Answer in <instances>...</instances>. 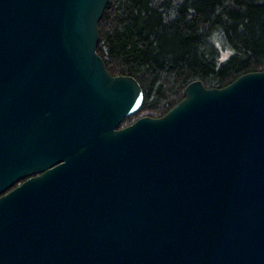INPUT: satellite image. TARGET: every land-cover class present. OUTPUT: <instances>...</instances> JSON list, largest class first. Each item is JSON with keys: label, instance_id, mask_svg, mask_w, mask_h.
Masks as SVG:
<instances>
[{"label": "water", "instance_id": "95a60500", "mask_svg": "<svg viewBox=\"0 0 264 264\" xmlns=\"http://www.w3.org/2000/svg\"><path fill=\"white\" fill-rule=\"evenodd\" d=\"M107 2L0 0V264H264V70L119 128Z\"/></svg>", "mask_w": 264, "mask_h": 264}, {"label": "trees", "instance_id": "16d2710c", "mask_svg": "<svg viewBox=\"0 0 264 264\" xmlns=\"http://www.w3.org/2000/svg\"><path fill=\"white\" fill-rule=\"evenodd\" d=\"M97 54L112 76L141 86L142 116H163L200 80L221 88L264 70V0H108Z\"/></svg>", "mask_w": 264, "mask_h": 264}, {"label": "flooded vegetation", "instance_id": "af4514ba", "mask_svg": "<svg viewBox=\"0 0 264 264\" xmlns=\"http://www.w3.org/2000/svg\"><path fill=\"white\" fill-rule=\"evenodd\" d=\"M39 174H40V172L33 173L32 175H29V176L26 177L25 179H27V178H29V177L37 176V175H39ZM23 180H24V179H22V180L16 182V183L14 184V186L18 185V184L21 183Z\"/></svg>", "mask_w": 264, "mask_h": 264}]
</instances>
